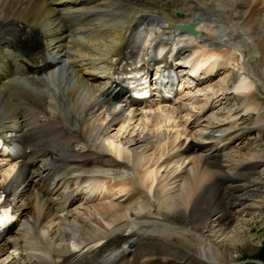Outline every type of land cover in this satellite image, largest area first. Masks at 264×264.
Instances as JSON below:
<instances>
[{
  "label": "bare ground",
  "instance_id": "6f19581e",
  "mask_svg": "<svg viewBox=\"0 0 264 264\" xmlns=\"http://www.w3.org/2000/svg\"><path fill=\"white\" fill-rule=\"evenodd\" d=\"M205 1L0 0V31L17 22L35 28L73 66L61 67L59 81L69 103L58 98L50 104L40 89L43 80L30 75L31 66L0 38V127L32 148L1 179L7 191L20 187V208H32L22 213L16 240L1 249L12 259L19 255L8 264H80L121 241L129 248L114 264H238L254 251L244 216L264 205V177L257 170L264 166V146L237 150L234 143L264 132V0ZM217 8L227 17L222 33L231 42L224 50L213 44ZM154 19L163 24L155 27ZM188 22L197 33L178 34L179 53L190 52L187 64L202 54V67L210 58L203 54L214 51L217 62L204 74L218 67L190 92L199 102L185 114L194 118L176 123L173 112L161 111L150 121L140 113L135 123L139 114L117 112L110 103L104 109L112 89L91 82L108 77L107 68L117 65L113 55L138 27L149 25L152 39L161 33L168 38L181 32L171 24ZM86 87L90 97L99 91L103 99L84 104L90 98ZM200 97L204 103L198 106ZM187 122L195 124L190 134L181 129ZM115 126L132 133L121 140L108 137ZM92 140L101 143L94 147ZM90 179L96 186L84 184ZM101 195L110 201L95 202Z\"/></svg>",
  "mask_w": 264,
  "mask_h": 264
},
{
  "label": "rangeland",
  "instance_id": "374dc122",
  "mask_svg": "<svg viewBox=\"0 0 264 264\" xmlns=\"http://www.w3.org/2000/svg\"><path fill=\"white\" fill-rule=\"evenodd\" d=\"M205 2L206 1L204 0L203 3H205ZM210 2H211V0H210ZM216 3H217V1H216ZM185 7L187 9L188 8L191 9L192 6H190V5L188 6L187 5ZM177 13H182L183 14V11L175 12L176 16H177ZM215 14L216 15L213 16V18L215 20L213 19L214 21L212 23V28H214V30H215V32H214L215 39L213 40V44H215V46H218V48L220 50H224V49L228 48V44L231 42L230 39L227 36H224L223 33H222L223 27H224L225 23H227L226 22L227 17H226V13L224 12V14H223V12H220L219 9H218V11ZM221 16H222V20L223 21L221 20ZM201 31H203V29H201ZM234 32H236V30H234ZM220 36H222V37H220ZM228 41H229V43H228ZM244 45H245V42H244ZM245 46H247V45H245ZM252 46L253 45L249 46V50H251V52H253L252 51L253 49H250V48H253ZM247 49H248V47H247ZM249 65H251V64H249ZM219 80L220 79H217L216 82H219ZM213 83H215V81ZM71 87H74L73 83H72ZM89 93H90L89 92V87H86L85 94L90 97ZM200 99H202V102H200L198 106H200L201 104L204 103L203 102L204 98L200 97ZM190 102L193 104V107L196 105L195 99L187 100V104H190ZM197 102H199V101H197ZM181 110H183V107H181ZM154 117L155 116H153L151 118H154ZM152 123L153 122H150L149 124H152ZM206 124H207L206 122H203V125H206ZM117 128H118V126H115L114 128L109 129L108 130V137H112L113 139L115 138L116 140L117 139L121 140L124 137L128 136L130 132L132 133V128L131 129L129 128L127 131H122V132L120 131V128H118V129ZM137 129H141V131L143 130L142 127L139 125V123L137 125ZM248 138L249 139L251 138L252 140L249 142V139H245L244 141H236L234 143L235 147L237 148V150L247 149V147L250 146L251 150L259 151L264 146V132L255 131L252 134V136H250ZM94 141H95L93 143L94 147L99 146L100 143H101V141H99V140H94ZM108 153H109V151H108ZM151 153H152V151L146 154V158H147L146 161H148L150 159V157L152 156ZM112 156H114V155H112ZM152 159H154V158H152ZM42 164L43 163L40 164V162L38 161L35 165L43 166ZM257 170H259L260 176L264 177V166L259 167ZM96 201H99V203L101 201H103L102 203H104V202L107 203L110 200L108 198H100V199H97ZM113 201L118 202V203H123L124 205L126 203L125 202L126 200H124V198H122V197L113 198ZM244 220L248 221L246 228L249 230V232L252 233V235H254V238H255V245L254 246H255V248H254V251L251 252L250 254H246V255L243 254L240 257L241 260L239 259L237 261V263L238 264H260V263L263 262V264H264V205H262V207L259 210H257L255 213H251V214H249V216H244ZM258 260L261 261V262H259ZM24 264H26V263H24Z\"/></svg>",
  "mask_w": 264,
  "mask_h": 264
},
{
  "label": "water",
  "instance_id": "95a60500",
  "mask_svg": "<svg viewBox=\"0 0 264 264\" xmlns=\"http://www.w3.org/2000/svg\"><path fill=\"white\" fill-rule=\"evenodd\" d=\"M176 26H178L179 28H182V29H186V30L190 31L192 34H195V30L192 27V23H188L185 25H176Z\"/></svg>",
  "mask_w": 264,
  "mask_h": 264
}]
</instances>
